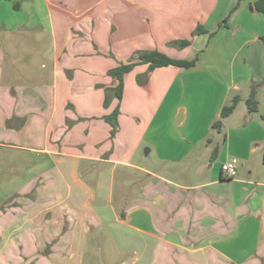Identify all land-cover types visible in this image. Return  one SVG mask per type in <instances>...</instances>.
<instances>
[{"label":"crops","instance_id":"0c3cea01","mask_svg":"<svg viewBox=\"0 0 264 264\" xmlns=\"http://www.w3.org/2000/svg\"><path fill=\"white\" fill-rule=\"evenodd\" d=\"M251 3L0 0V264H264V75L258 111L241 97L264 45ZM146 49L197 60L125 73L112 135L107 71Z\"/></svg>","mask_w":264,"mask_h":264},{"label":"trees","instance_id":"16d2710c","mask_svg":"<svg viewBox=\"0 0 264 264\" xmlns=\"http://www.w3.org/2000/svg\"><path fill=\"white\" fill-rule=\"evenodd\" d=\"M251 8L264 14V0H252ZM226 18L223 20L225 24ZM206 32L201 25H197L192 32V36L199 33ZM264 42V36L260 38ZM191 43V39H178L172 41V44L177 45L178 47H185ZM197 60V56L191 59L184 58H175L167 55L165 52L157 49H146V50H137L126 62H120L115 67L109 69L107 74L112 78V84L104 86L105 96L103 105L107 106L110 104L111 100L116 101V105L112 111L104 116L105 120L112 126L111 134L118 128L117 117L119 114V102L122 98L123 92V77L124 74L131 71L136 65L147 64V73H150L154 68L161 66H177V67H189L193 65ZM263 80V79H262ZM261 81L256 80L252 77V85L250 86V91L248 97L245 99L246 107L248 112L253 113L258 111V101H257V90L260 87ZM238 97L234 96L232 100L225 104L220 111V118L212 123V128L219 130L221 127V119L228 116L234 109ZM261 119L264 120V115H259Z\"/></svg>","mask_w":264,"mask_h":264},{"label":"rangeland","instance_id":"374dc122","mask_svg":"<svg viewBox=\"0 0 264 264\" xmlns=\"http://www.w3.org/2000/svg\"><path fill=\"white\" fill-rule=\"evenodd\" d=\"M12 6V5H11ZM13 7V6H12ZM2 9V6H1V4H0V10ZM0 14H1V11H0ZM1 35V34H0ZM181 48V47H180ZM183 48V47H182ZM131 58V57H130ZM249 91H250V88L249 87H245V88H243V91H241V97L243 98V100L244 99H246L247 97H248V94H249ZM258 98V97H257ZM241 107H245V105H244V101H242L241 102ZM260 114H257V119H258V121H262V122H264V120H261V118H260V116H259ZM138 123H140V122H138ZM210 137H212V139H213V142L209 145L210 147H211V150H210V152H208L209 154H213V151L215 150V149H217V144H219V145H221V142H222V140H223V138H224V133H222V132H220V133H218V131L217 130H214L213 132H211L210 133V135H209ZM146 148H149V145H147V144H145V145H143L142 147H140L139 148V151H138V155H139V157H140V159L141 160H145V161H147V162H155L156 161V156H155V151L153 150V152H152V154H150V155H146V156H144V150L146 149ZM204 148V147H203ZM208 154V155H209ZM212 161V162H214L215 161V159H213V158H211V155L210 156H208V157H206V159H205V162L206 161ZM203 172L205 173V172H207V168H205V167H203ZM178 178H181V180H185V179H187V180H191L192 179V177H186V176H177Z\"/></svg>","mask_w":264,"mask_h":264},{"label":"water","instance_id":"95a60500","mask_svg":"<svg viewBox=\"0 0 264 264\" xmlns=\"http://www.w3.org/2000/svg\"><path fill=\"white\" fill-rule=\"evenodd\" d=\"M264 45L260 40H256L249 45V50L246 55V61L252 69L253 77L261 81L264 75Z\"/></svg>","mask_w":264,"mask_h":264},{"label":"built area","instance_id":"2783aa9c","mask_svg":"<svg viewBox=\"0 0 264 264\" xmlns=\"http://www.w3.org/2000/svg\"><path fill=\"white\" fill-rule=\"evenodd\" d=\"M238 161L235 158L229 159L221 164V171L227 178L235 177Z\"/></svg>","mask_w":264,"mask_h":264}]
</instances>
